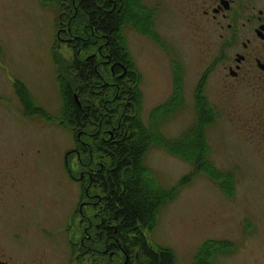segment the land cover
I'll list each match as a JSON object with an SVG mask.
<instances>
[{"label": "rangeland", "instance_id": "1", "mask_svg": "<svg viewBox=\"0 0 264 264\" xmlns=\"http://www.w3.org/2000/svg\"><path fill=\"white\" fill-rule=\"evenodd\" d=\"M144 2L157 8V30L169 52L132 28L125 30L129 51L142 74L143 121L148 123L153 109L171 96V64L176 59L184 70L186 107L162 132L167 138L180 137L195 119L196 86L212 68L205 92L220 117L207 137L215 165L233 172L236 180L235 196L228 199L217 184L198 174L174 201L161 208L150 242L155 248H171L178 264H194L205 241H232L237 250L218 257L216 264H264V102L246 99L244 94L234 99L224 95L218 50H211L217 45L216 35L193 17L188 0ZM66 21H59L57 6H43L40 0H0V158L20 160L25 165L28 233L21 246L37 248L45 264H93L91 258L78 255V246L73 243L78 223L74 211L89 181L74 182L66 158L77 177L80 171H91L77 165L72 151H81L76 135L94 134L97 128L76 131L59 121L26 117L14 88L16 81L23 82L40 107L53 117L59 116L62 97L52 48L59 51L63 65L72 62L73 39L67 36ZM84 54L87 57L92 52ZM94 156L101 164L110 163L102 152L96 151ZM146 158L165 189L176 187L194 171L192 164L157 148ZM95 188L93 192L102 197L99 185ZM8 207L6 204L5 209Z\"/></svg>", "mask_w": 264, "mask_h": 264}, {"label": "trees", "instance_id": "2", "mask_svg": "<svg viewBox=\"0 0 264 264\" xmlns=\"http://www.w3.org/2000/svg\"><path fill=\"white\" fill-rule=\"evenodd\" d=\"M40 1L43 6H57L61 24L67 20V36L74 37L70 44L74 57L65 66L59 51L55 46L52 48L62 97L59 116L53 117L40 107L23 82H15L24 115L59 121L60 125L74 127L76 131L96 127L94 134L83 132L80 139L75 133L76 142L81 148L82 160L87 163L91 160V150L110 158V163L103 164L101 171L94 175L95 183L103 195L102 217L115 225L117 235L123 238L128 264H178L171 248H155L150 242L161 208L174 201L179 191L201 173L217 184L226 198L231 199L236 193L234 173L215 165L207 137L208 130L220 117L205 92L212 68L196 86L193 123L180 137L167 138L163 127L186 107L183 67L178 60H172L173 92L166 102L153 109L145 123L142 74L125 35V30L132 28L169 52L157 30V8L148 6L144 0ZM85 52L92 54L86 57ZM125 70V76L121 77ZM152 148L192 164L194 171L176 187H161L146 164ZM114 229L109 230L112 233ZM237 248L232 241L207 240L196 254L194 264H216L218 257L229 255Z\"/></svg>", "mask_w": 264, "mask_h": 264}, {"label": "flooded vegetation", "instance_id": "3", "mask_svg": "<svg viewBox=\"0 0 264 264\" xmlns=\"http://www.w3.org/2000/svg\"><path fill=\"white\" fill-rule=\"evenodd\" d=\"M188 1L193 17L210 26V32L216 35L217 45L211 50H218L217 64L221 68L224 95L234 99L244 94L246 99L264 102V0ZM124 72L121 77L125 76L126 70ZM72 152L81 168L95 164L87 167L91 171H80L77 177L66 158L72 180L89 181L73 217L78 222L73 235L78 255L91 258L93 264H128L123 238L117 235L115 225L103 219L101 211L105 209L101 206V194L93 192L98 186L94 175L104 166L96 161L93 150L88 163L82 160L81 151ZM20 162L0 158V264H45L37 248L20 244L25 245L24 236L28 233L25 165ZM81 186L84 188L83 184ZM6 204L10 205L7 210ZM111 227L115 228L112 233Z\"/></svg>", "mask_w": 264, "mask_h": 264}, {"label": "water", "instance_id": "4", "mask_svg": "<svg viewBox=\"0 0 264 264\" xmlns=\"http://www.w3.org/2000/svg\"><path fill=\"white\" fill-rule=\"evenodd\" d=\"M78 100V99H77ZM81 135H78V138L80 139Z\"/></svg>", "mask_w": 264, "mask_h": 264}]
</instances>
